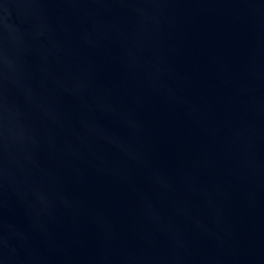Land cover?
<instances>
[{"label":"water","instance_id":"95a60500","mask_svg":"<svg viewBox=\"0 0 264 264\" xmlns=\"http://www.w3.org/2000/svg\"><path fill=\"white\" fill-rule=\"evenodd\" d=\"M0 264H264V0H0Z\"/></svg>","mask_w":264,"mask_h":264}]
</instances>
